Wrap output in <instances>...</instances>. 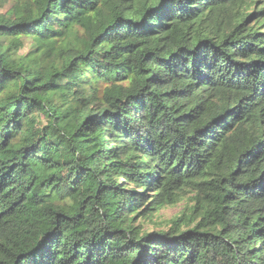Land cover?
<instances>
[{"label":"trees","instance_id":"16d2710c","mask_svg":"<svg viewBox=\"0 0 264 264\" xmlns=\"http://www.w3.org/2000/svg\"><path fill=\"white\" fill-rule=\"evenodd\" d=\"M8 4L0 264H264V0Z\"/></svg>","mask_w":264,"mask_h":264},{"label":"rangeland","instance_id":"374dc122","mask_svg":"<svg viewBox=\"0 0 264 264\" xmlns=\"http://www.w3.org/2000/svg\"><path fill=\"white\" fill-rule=\"evenodd\" d=\"M9 4L8 0H0V12L7 10ZM183 204L179 203L175 206L163 207L153 218V221L147 222V227L149 230L166 228L168 226L169 220L180 211Z\"/></svg>","mask_w":264,"mask_h":264}]
</instances>
